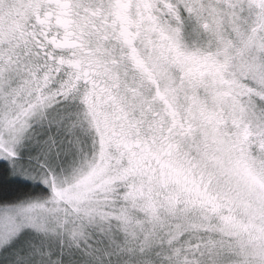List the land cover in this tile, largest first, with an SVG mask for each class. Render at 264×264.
I'll return each mask as SVG.
<instances>
[{
    "label": "snow or ice",
    "instance_id": "1",
    "mask_svg": "<svg viewBox=\"0 0 264 264\" xmlns=\"http://www.w3.org/2000/svg\"><path fill=\"white\" fill-rule=\"evenodd\" d=\"M0 264H264V0H0Z\"/></svg>",
    "mask_w": 264,
    "mask_h": 264
}]
</instances>
